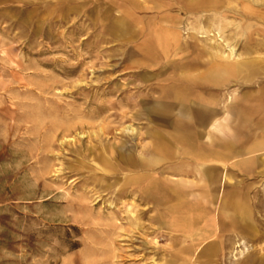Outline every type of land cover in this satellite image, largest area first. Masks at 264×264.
<instances>
[{"label":"rangeland","instance_id":"rangeland-1","mask_svg":"<svg viewBox=\"0 0 264 264\" xmlns=\"http://www.w3.org/2000/svg\"><path fill=\"white\" fill-rule=\"evenodd\" d=\"M260 141L264 0H0V264H264Z\"/></svg>","mask_w":264,"mask_h":264},{"label":"crops","instance_id":"crops-1","mask_svg":"<svg viewBox=\"0 0 264 264\" xmlns=\"http://www.w3.org/2000/svg\"><path fill=\"white\" fill-rule=\"evenodd\" d=\"M222 65H224V64H222ZM213 83H215V82H213ZM190 121L193 122L192 120H190ZM178 134L186 135V139L184 141H181L180 139H175L174 136H177ZM164 135H165V137L162 136L163 138H165L164 141L166 142V140H168L165 143L166 146L167 145H174V146H187V147L193 148V147H196L199 145L197 142L196 135H193L191 133V131H188L186 128L179 130V131H175L174 135L167 134V133H164ZM171 136H172V138H170ZM166 137H168V138H166ZM262 142H264V141H262ZM207 143H209V142H207ZM260 143H261V141H260ZM256 149H262V148H256ZM225 177H226V175H225ZM232 204L234 206H236V204H234V203H232ZM232 204H230V205H232ZM234 206H233V208L236 209ZM198 217H200V216H198ZM195 218H197V217H195ZM210 221H211V219H209V222ZM194 222H195L194 218L191 217L189 219V221L187 220V222H184L183 224L185 227H191ZM204 227H205L204 229H201L200 231H198L197 234L193 235L194 237H191V240H199L200 242L206 241L207 243L211 242L212 239H210V238L212 237V235H214L217 227L213 223L212 224L206 223V225H204Z\"/></svg>","mask_w":264,"mask_h":264},{"label":"bare ground","instance_id":"bare-ground-1","mask_svg":"<svg viewBox=\"0 0 264 264\" xmlns=\"http://www.w3.org/2000/svg\"><path fill=\"white\" fill-rule=\"evenodd\" d=\"M197 19V18H196ZM186 28V27H185ZM192 28V27H191ZM220 29H221V27H220ZM216 34V33H215ZM159 35V34H158ZM171 35V34H170ZM221 36V35H220ZM177 38V37H176ZM171 41V40H170ZM171 43H173V42H171ZM232 48V47H231ZM231 53V52H230ZM194 57V56H193ZM172 69H174L173 67H172ZM254 147L255 148H264V142H259V143H256L255 145H254Z\"/></svg>","mask_w":264,"mask_h":264}]
</instances>
